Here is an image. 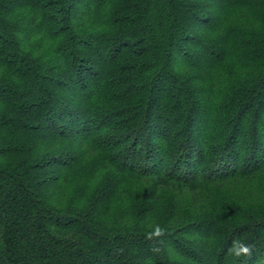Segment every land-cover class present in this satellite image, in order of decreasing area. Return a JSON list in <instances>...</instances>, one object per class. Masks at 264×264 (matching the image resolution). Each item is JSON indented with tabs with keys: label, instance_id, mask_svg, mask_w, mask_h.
Masks as SVG:
<instances>
[{
	"label": "trees",
	"instance_id": "16d2710c",
	"mask_svg": "<svg viewBox=\"0 0 264 264\" xmlns=\"http://www.w3.org/2000/svg\"><path fill=\"white\" fill-rule=\"evenodd\" d=\"M0 264H264V0H0Z\"/></svg>",
	"mask_w": 264,
	"mask_h": 264
},
{
	"label": "clouds",
	"instance_id": "9594fccd",
	"mask_svg": "<svg viewBox=\"0 0 264 264\" xmlns=\"http://www.w3.org/2000/svg\"><path fill=\"white\" fill-rule=\"evenodd\" d=\"M234 253L238 256L241 253H247L249 251L248 247L244 244L237 243L234 245Z\"/></svg>",
	"mask_w": 264,
	"mask_h": 264
}]
</instances>
